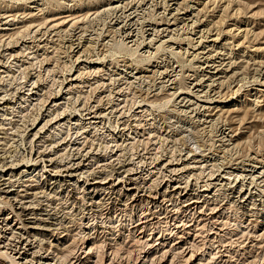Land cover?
Masks as SVG:
<instances>
[{
  "label": "rangeland",
  "instance_id": "374dc122",
  "mask_svg": "<svg viewBox=\"0 0 264 264\" xmlns=\"http://www.w3.org/2000/svg\"><path fill=\"white\" fill-rule=\"evenodd\" d=\"M114 1L0 0V13L5 12L4 15L13 17L15 24L7 34L0 32V41H2L0 46L3 48L9 46L13 49L6 50L10 51L11 56L8 54L2 55L3 58L0 56V94L6 92L10 96H15L13 93L15 89L22 83L25 88L31 86L34 78L35 86L40 92L37 103L35 101L30 103L24 99L15 100L12 97L14 98L12 107L4 114L0 111V155L7 154L16 160H23L22 164L33 162L31 159L34 142L30 135L31 122L35 118L36 121L40 120L46 96L55 95L54 92L58 88L63 97L67 95L68 99H65L66 108L60 109L65 111L64 115L71 121L66 128L55 131L56 135L53 133V142L65 140L62 145L54 144V147L61 148L59 152L66 143H69L68 146L66 145V151L64 150L65 154H61L60 157L68 158L69 147L75 146L76 143L79 145L85 134L87 138L84 150L89 148L90 144L92 153L97 151L92 168L95 164H106L103 166L109 169V163L114 161L116 165V157L129 160L128 166H132L134 172L132 175L137 177L139 182L149 184L152 193L155 192L161 175L154 173L152 176L145 169L164 157L176 159L187 153L192 159L205 160L202 163L207 166L194 171L197 175L193 176V182L213 172L219 160L227 165L230 162H246L249 159L255 161V158L264 161V0H147L148 3L144 5H137L134 2L135 4L131 3L134 4L132 9H136L139 13H133L135 14L133 19H136L135 31H138L135 33L136 38L133 37L135 38L133 42L128 41L130 39L124 35L123 28L117 26L120 22L127 21L128 11L106 8ZM183 17L192 20L183 22L180 20ZM152 25L176 29L171 33V39L166 40L167 37L160 35L154 40H149L146 30ZM37 27L38 33L35 32ZM199 29H207L210 36L202 38L201 43L196 44L195 38ZM211 37L214 41H210ZM37 38H41L38 43L44 41L45 47L22 46L27 45L31 40L37 43ZM211 44L214 45L212 49L214 51L211 53H216L217 58L221 57L223 63L228 66V68L224 67L226 71L221 74L222 84L218 96L228 97L231 102L227 104L228 110L210 115V118L205 117L210 121H206V126H202L196 125L198 121L194 113L179 107L174 98L175 94L170 93L168 89L173 86L174 92H179V89L182 92L188 90L190 81L199 76L204 64L201 57H191L186 52H198L200 47ZM88 45L89 47H86ZM2 47L0 54L3 51ZM14 53L17 55L13 56ZM86 69L89 71L88 75ZM80 71L82 73L77 79V88H73L70 93H64L62 82ZM70 95H72L71 99ZM208 98L217 97L214 95ZM92 103H99L105 108L98 118L97 125L95 127L82 125L77 128L72 121L80 119L79 121L85 122L83 116L85 106L93 105ZM221 130L226 134L223 141L219 140ZM72 133L75 134L73 139ZM71 139L75 143L70 142ZM36 164L38 168L41 165L40 162ZM38 182L40 184V181ZM82 182L83 180L77 181L76 184L80 185ZM47 183L43 184L44 191L48 194V197L46 195L42 197L43 203H50L51 206L55 204L54 207L60 210L63 201L64 205L70 202L68 200L70 191L59 192L58 184L52 187ZM263 188L264 186L260 189ZM77 190L79 193L80 190ZM263 191L259 192V197L262 199H264ZM49 192L53 193V196ZM222 196L220 195L219 199ZM51 197L53 201L49 199ZM65 200L68 202L66 203ZM75 200V205L72 203L73 208L69 207L70 209H66V214L61 211L58 215L65 214L64 221H70L66 225L71 226H69L71 233L75 234V243L79 247L83 235L80 234L82 225L80 227L78 217L84 200L82 198ZM111 201L114 203V200ZM112 202L108 205L111 208L106 214L93 219L86 217L85 221L90 222L88 225L91 224L87 225V231L92 239L98 242L101 240L100 244L107 240L115 245V252L118 255L115 254L117 257L113 260L114 264H130L140 253L147 250V245L140 242L138 244L130 230V226L134 224L131 221L140 214L141 210L140 207L124 208L123 204H120L121 201L113 205ZM176 202L173 201L171 206H175ZM256 202H259L256 208L264 209V205H260L262 202L258 200ZM57 204L59 205L56 206ZM229 204L223 213L217 234H211L212 230L207 227L200 228L193 222L194 220L190 222L192 223L190 233L184 236L191 240L195 254L199 258L202 257L201 264L257 263L264 255V232H262L264 212L259 215H247L243 209L240 210L235 205ZM0 208L6 209L9 205L1 200ZM157 224L152 230L151 243H154L160 234H163L164 238L175 237V235L171 236L170 229L173 225L170 222L166 223L162 219ZM154 255L148 264H156L159 254ZM169 259L172 264H187L178 255Z\"/></svg>",
  "mask_w": 264,
  "mask_h": 264
},
{
  "label": "bare ground",
  "instance_id": "6f19581e",
  "mask_svg": "<svg viewBox=\"0 0 264 264\" xmlns=\"http://www.w3.org/2000/svg\"><path fill=\"white\" fill-rule=\"evenodd\" d=\"M134 2L137 3V5H144L148 3L147 0H115L114 3L112 2L109 7H106L107 9L109 8L111 10L118 11L119 9H124L128 11V13L126 14L127 21H123V24L120 22V25L117 26L123 28L124 35L127 39H130L128 41L132 42L137 36H135V33L138 32L135 31L136 27L134 26V23L136 19H133L135 17V14L133 13H139V11H136V9H132L134 8ZM131 3L134 4L131 5ZM4 13L5 12L0 13V32L2 31L3 34H7L8 31L11 30V26L14 24V22L13 17H11L10 15H4ZM180 20L186 22L192 19L188 20L187 18L183 17ZM117 26L116 28H118ZM52 28H54V26ZM38 29V27L35 29L36 33L39 32H37ZM175 29V27L169 28V26L152 25L148 27L146 31L149 40H154L160 35V37H167L166 40H168L171 39L172 36L170 35L172 32H174ZM118 31L120 30L118 29ZM197 33L198 36L195 35L196 44L201 43L202 38L205 39L210 36L207 29H199L197 30ZM205 33L208 34L205 36ZM78 36L81 37V35ZM134 36L135 38H133ZM40 39L41 38H37V40H35L37 42L40 41ZM210 41H214V38L211 37ZM43 42L34 43L33 40H31L29 41V43H27V45L25 44L22 46L24 48H30L32 46L42 48L45 47V43ZM8 43L9 42H7L6 44L8 45ZM76 43H78V40ZM213 46L214 45L212 44L202 46L200 47V50L198 52L194 53L193 51L190 53L188 51L186 52V54L190 55L191 57H201L204 64V69L200 72L199 76L190 81L187 87V91L182 92L179 89V92H174L172 91L173 86L169 87L171 89H168L170 90V93L175 94V101L180 108L194 113V115L197 117L196 121H198L196 125L206 126V123L210 120H207V118L205 119V117L209 116L210 118V115L219 114L223 111L228 110L229 108L227 107V104L231 102L228 97L218 96L222 84L220 77L221 74L226 71L224 67L228 68V66L223 63L221 57L217 58L218 56H216V53H211L212 51H214L212 50ZM86 47H89V45ZM2 49L4 52L2 51V53L0 54L1 57L5 54L11 56L10 51L6 50H13L12 48L6 46L5 48L2 47ZM16 55L17 54L15 53L13 54V56ZM82 66L83 65H81V67ZM88 67L87 69H89ZM83 68L84 67H82V69ZM87 69L85 71H87ZM162 72L164 73V71ZM81 73L82 71L77 72L74 75L72 74L73 76L68 78L65 82H62V86L64 87L62 91L64 93H70L71 91H73V88H77V79ZM93 73L94 72H92V74ZM88 74L89 71H87V75ZM31 76L30 78H28L31 79ZM34 79L33 81L31 80V86H26L25 88L22 83L17 89H15V91L13 92L15 93V96H10L3 90L5 94H0V111H3L2 114L7 112L10 107H12L14 98L15 100L24 99V101H28L30 103L39 100L40 92L39 88L35 86L36 84ZM57 90L56 92H54L56 93L55 95L52 96L48 94L46 96L42 105L43 113L40 117V120L36 121L35 118L34 121L31 122L30 130L32 131L30 135L31 140L34 142L33 158L31 159L33 160V162L29 164H22L21 162L23 160H16L5 153H3L5 155H0V201L2 200V202L8 203L9 205V208H0V264H114L113 260L115 259V257H117L115 256V245L113 246L107 240L100 244L101 240L98 242L92 239V236L89 235L87 231V225L90 222L85 221L86 217L87 219H93L94 217L96 218L102 214H106L109 208H111V206H108L109 204H111V200H114V203L117 202V204L121 201L120 204H123L124 208L131 207L135 209V207H140L141 210L140 214L136 216L134 220L132 219L133 221L131 222L134 224L130 226V230L138 244L140 242L147 245V250L143 252L141 251L142 253H140L135 258L134 262L130 264H148L152 257L155 256V253L159 254L158 258H156V264H172L171 259L169 258L174 255L180 256L187 264H201L202 262L200 261L202 257L199 258L198 255L195 254V251L191 246V240L184 236L190 233V229L192 226V223H190L191 221L194 220L193 222L199 225L200 228H209L210 230H212V232H210L211 234H217L223 220V213L225 212V209L228 207L229 203L235 205V207L240 210L243 209L245 211V214L247 215H259L260 213L264 212V209L256 208V205L259 203L256 202L257 200L262 202L260 203V205H264V199L259 197V192L263 191L264 189H260L264 186L263 159L255 158V161L249 159V161L239 163L230 162L228 165L219 160L213 172H210L208 174L206 173L207 175H205L203 179H197L196 176L195 178L197 179V182H193V176L197 175L194 171H198L199 168L200 170L203 169L201 168L202 166H207L202 163V161L205 160L201 158L192 159L188 156L187 153L179 156V158L176 159H173L172 157V159L164 157L159 161L160 163L155 162L150 168L145 169V171L148 174H152V176L154 173H159L161 175V179L158 181V183L156 182L157 187L155 188V192L152 193L149 184L146 185L145 182H139L137 180V177L132 175L134 172H132V166H128V164L130 163L129 160H121L120 158L115 156L117 158L116 165H114V161L113 163H109V169H106V167L103 166L106 164H95L96 169L95 167L92 168L93 160L96 159L94 155L97 153V151L92 153L93 150H90V144L88 145L89 148H86V150H84V144L87 138L85 134L83 137L81 136L83 138L82 141H78L79 145H77L76 143L74 144L75 146L71 145L69 147V157L67 155L68 158L64 159V156L60 157L61 154H65L66 145L68 146L69 143H64L65 146L63 147L62 151L59 152L61 148L54 147V144L56 143L57 145H62L63 141L65 140H56L55 142H53V133L55 134V131H60L64 127L66 128V126L70 125L71 121L64 115L65 111H63L64 107L66 108L65 102L68 100L66 97L67 95L63 97L62 93H60L61 91L58 88ZM214 95L217 98H208ZM71 97L72 95H70V99ZM67 104H69V102ZM103 107L104 106L99 103L89 105L88 107L85 106V111L83 113V116H85V122L79 121L80 119L72 122L76 124L77 128L81 127L82 125L95 127L98 123L99 116L102 115L103 110H105V108ZM60 108L63 110H61ZM58 109H60V111ZM73 126L71 125V127ZM223 133L225 132L221 130V136L219 137L220 141H223L226 137V134ZM58 134L59 133H57V135ZM74 135L72 133V136H69H71L72 138L74 137ZM56 137L57 136H55V138ZM72 139L70 142H72ZM108 161H110V159ZM38 162L41 163V165H39V168L37 166L38 164H36ZM139 163L142 166L141 162ZM139 171H141V169H139ZM57 176H59V178H57ZM82 180L83 182L80 185L76 184L77 181ZM38 181H40V184ZM47 182L52 185V187L58 184L59 192L65 190L67 192L70 191V195L68 197V200H70V202L67 203L68 201H66V199L65 201L67 205H64L65 202L63 201L64 204L62 207L60 206L61 208L59 207L60 210L54 207L55 204L51 206L50 203H43L42 197H44L45 195L46 197H48V194L45 193L43 188V184H46ZM77 189L80 190L79 193H77ZM220 195L223 196L219 199ZM80 198L84 200V203L82 204L83 208L80 209V216L78 217L80 227L82 225L80 234L83 235V237H81L83 239H81V243L79 242L81 245H79L78 247L75 243V234L71 233V226L69 225V227L68 225H66V223L70 221L65 222L64 218L66 209L72 207V203L74 204L76 201L75 199ZM49 199L51 200L52 197ZM173 201H177L176 205L174 204L175 206H171L173 205ZM114 203L112 202V205ZM58 205L59 204H57L56 206ZM172 208H174V210H172ZM61 211L62 213L65 212V214L58 215V213H61ZM181 213L182 216H180ZM162 219L166 223L170 222L173 225V228L170 229V232H172L171 236L175 235V237L173 239H171V237L164 238L163 234H160L157 236V238L155 237L156 239L154 243H151L150 241L152 239L153 233L152 230L155 229L156 224ZM262 232H264V230H262ZM78 238L80 239V237ZM149 249L151 251H149ZM116 255H118V253ZM246 262L248 263L249 259ZM249 264H264V255L257 263L249 262Z\"/></svg>",
  "mask_w": 264,
  "mask_h": 264
}]
</instances>
